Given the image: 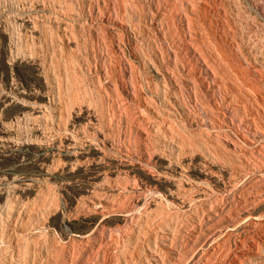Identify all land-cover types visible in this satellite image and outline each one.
I'll use <instances>...</instances> for the list:
<instances>
[{
	"label": "rangeland",
	"instance_id": "1",
	"mask_svg": "<svg viewBox=\"0 0 264 264\" xmlns=\"http://www.w3.org/2000/svg\"><path fill=\"white\" fill-rule=\"evenodd\" d=\"M261 25L257 0H0V264H264Z\"/></svg>",
	"mask_w": 264,
	"mask_h": 264
},
{
	"label": "bare ground",
	"instance_id": "2",
	"mask_svg": "<svg viewBox=\"0 0 264 264\" xmlns=\"http://www.w3.org/2000/svg\"><path fill=\"white\" fill-rule=\"evenodd\" d=\"M257 1H258L259 9H260V14H262L264 16V0H257ZM261 29L264 32V26L263 25H261ZM168 177L169 178H172V179H175L178 182L185 184L186 186H189V187L194 186V187H196L197 188L196 190L198 192L196 194H194V196L192 195L193 196L191 198L192 201L193 200L200 199V197L205 196L206 194H209L211 192L208 188H206L205 186H203L201 182L196 181V180L190 178L188 172L184 168H181L179 171H177L176 172V175H171V176H168Z\"/></svg>",
	"mask_w": 264,
	"mask_h": 264
}]
</instances>
